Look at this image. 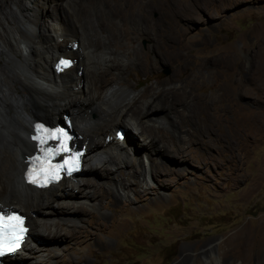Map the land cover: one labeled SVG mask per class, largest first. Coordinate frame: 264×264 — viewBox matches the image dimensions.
<instances>
[{"label": "bare ground", "instance_id": "bare-ground-1", "mask_svg": "<svg viewBox=\"0 0 264 264\" xmlns=\"http://www.w3.org/2000/svg\"><path fill=\"white\" fill-rule=\"evenodd\" d=\"M0 1V208L19 209L26 214L30 227L21 250L0 264H36L30 239L47 235L48 220L57 217L77 225L67 237L62 235L61 220L54 222L55 237L62 243H84L92 234L84 222L95 230L107 228L101 216L92 221L101 206L108 204L114 209L121 200L142 197L153 188L157 175L161 177L160 187H168V178L162 176H183L187 170L185 165H174L171 156H183L187 152L183 144L195 142L204 152L210 145L193 139L199 132L186 136L182 130L180 120L188 108H193L191 99L178 98L186 92L183 82L169 76L136 91L137 83L129 79L135 73L161 72L168 63L159 51L161 44L148 15L135 22L134 29L119 30L106 25L127 20L102 10V0ZM143 37L149 40L147 48L140 45ZM74 44L77 52L69 51ZM147 52L149 62L144 60ZM69 53L74 55L73 65L57 74V58L72 56ZM193 111L190 115H195ZM60 112L61 116L72 115L71 127L77 132L74 142H81L78 146L85 149L82 172H93L102 182L91 177L81 180L77 175L46 189L26 182L28 158L38 149L35 122L42 118L57 123ZM122 124L127 135L120 142L112 135ZM108 136L112 141H106ZM196 152L191 153L192 160ZM108 198L110 201L105 202ZM251 234L249 228L220 244L225 247L223 255L237 250L231 264L250 256ZM212 254L213 248L204 252L206 257Z\"/></svg>", "mask_w": 264, "mask_h": 264}, {"label": "rangeland", "instance_id": "rangeland-1", "mask_svg": "<svg viewBox=\"0 0 264 264\" xmlns=\"http://www.w3.org/2000/svg\"><path fill=\"white\" fill-rule=\"evenodd\" d=\"M101 9L127 20L106 25L119 30L134 29L135 22L148 15L161 44L159 51L168 63L161 72L135 73L129 79L137 83L136 91L169 76L183 82L186 92L178 98L191 99L193 108L180 120L182 130L186 136L199 132L193 139L206 141L210 148L204 152L195 142L183 144L187 152L171 159H175L174 165L186 166L184 175L162 176L168 178L166 188L160 187L157 175L153 188L142 197L121 200L114 209L108 204L101 206L92 221L101 216L107 228L95 230L84 222L92 233L84 243H62L53 226L59 218L48 220L47 235L30 239L36 253L33 261L231 264L237 250L223 255L225 247L220 244L251 228L252 252L233 264H264V0H102ZM140 45L147 48L149 40L141 38ZM69 51L77 52L71 47ZM144 60L150 61L148 52ZM196 74L201 77L196 78ZM191 109L195 115H190ZM118 127L127 128L123 124ZM75 144L82 145L79 141ZM192 151L198 152L193 160ZM90 177L102 182L88 170L76 178ZM61 225L62 235L67 237L77 226ZM208 248H213L214 254L206 257Z\"/></svg>", "mask_w": 264, "mask_h": 264}, {"label": "clouds", "instance_id": "clouds-1", "mask_svg": "<svg viewBox=\"0 0 264 264\" xmlns=\"http://www.w3.org/2000/svg\"><path fill=\"white\" fill-rule=\"evenodd\" d=\"M75 45L76 44H74V45H72L71 46V48L73 49V50H75L76 48H75ZM77 46V45H76ZM62 58H68V59H70L73 63H74V58L72 57V56H66V55H60L58 58H57V60H56V62H55V68H56V65H57V63L59 62V60H61ZM73 65V64H72ZM71 65V66H72ZM70 66V67H71ZM66 69H68V68H65V69H63V70H66ZM63 70H61V71H58V69L56 68L55 69V72L57 73V74H60ZM67 115V114H66ZM69 116V115H68ZM70 118H71V116H69ZM72 119V118H71ZM37 122H40V121H37ZM72 122H73V120H72ZM36 123V122H35ZM43 123V122H42ZM58 123H60V124H62V125H65L66 123H65V117H63L62 118V120H60ZM45 125H48V126H51L52 124H55V123H49V124H46V123H44ZM118 128H123V130L125 131V134L127 135V129L125 128V127H117L116 129H118ZM69 129H70V131L75 135V138H76V133L73 131V129H72V127L70 126L69 127ZM115 129V130H116ZM115 133V132H114ZM109 137V136H108ZM107 138V137H106ZM111 138V137H110ZM113 138H115V134H114V136H113ZM75 140V139H74ZM107 141V140H106ZM116 141H118V140H116ZM108 142V141H107ZM121 142V141H120Z\"/></svg>", "mask_w": 264, "mask_h": 264}, {"label": "snow or ice", "instance_id": "snow-or-ice-1", "mask_svg": "<svg viewBox=\"0 0 264 264\" xmlns=\"http://www.w3.org/2000/svg\"><path fill=\"white\" fill-rule=\"evenodd\" d=\"M62 63H64V62H62ZM38 127H39V126H38ZM53 138H55V135H53ZM62 150L66 151L67 149H62ZM33 182H35V181H33ZM9 220H15V221H17V223H19V222H20V217H9ZM2 221H3V218L0 217V227L3 226ZM20 231L22 232L23 229L21 228ZM16 239H19V237H16ZM7 250L10 251L11 249L9 248V249H7Z\"/></svg>", "mask_w": 264, "mask_h": 264}, {"label": "water", "instance_id": "water-1", "mask_svg": "<svg viewBox=\"0 0 264 264\" xmlns=\"http://www.w3.org/2000/svg\"><path fill=\"white\" fill-rule=\"evenodd\" d=\"M40 120L39 121H41V122H43V123H46V124H49V122H47V121H45L44 119H42V118H39ZM26 157V156H25Z\"/></svg>", "mask_w": 264, "mask_h": 264}]
</instances>
